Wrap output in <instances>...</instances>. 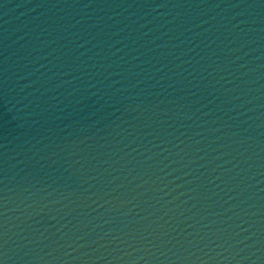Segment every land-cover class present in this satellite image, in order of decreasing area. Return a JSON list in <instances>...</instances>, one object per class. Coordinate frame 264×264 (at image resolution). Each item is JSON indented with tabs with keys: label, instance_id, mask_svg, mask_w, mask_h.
I'll list each match as a JSON object with an SVG mask.
<instances>
[{
	"label": "water",
	"instance_id": "95a60500",
	"mask_svg": "<svg viewBox=\"0 0 264 264\" xmlns=\"http://www.w3.org/2000/svg\"><path fill=\"white\" fill-rule=\"evenodd\" d=\"M0 264H264V0H0Z\"/></svg>",
	"mask_w": 264,
	"mask_h": 264
}]
</instances>
